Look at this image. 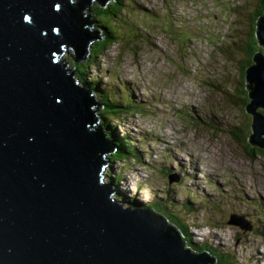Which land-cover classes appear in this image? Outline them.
<instances>
[{
    "label": "water",
    "instance_id": "water-1",
    "mask_svg": "<svg viewBox=\"0 0 264 264\" xmlns=\"http://www.w3.org/2000/svg\"><path fill=\"white\" fill-rule=\"evenodd\" d=\"M110 1L0 0V264L216 260L155 211L120 202L107 180L115 147L98 122L99 101L73 69L101 38L91 4ZM258 38L264 47V13ZM253 61L249 142L264 148V114L256 110L264 107L262 51ZM227 222L248 225L233 213Z\"/></svg>",
    "mask_w": 264,
    "mask_h": 264
},
{
    "label": "rangeland",
    "instance_id": "rangeland-1",
    "mask_svg": "<svg viewBox=\"0 0 264 264\" xmlns=\"http://www.w3.org/2000/svg\"><path fill=\"white\" fill-rule=\"evenodd\" d=\"M252 2L124 0L128 12L117 13V4L105 18L114 22L116 40L89 67L101 87L117 92V102L135 106L109 118L113 132L128 133L137 146L138 158L106 167L119 175L116 187L140 206L168 196L187 238L235 264H264V155L250 156L241 142L250 116L236 92L243 84L233 47ZM230 213L251 228L227 223Z\"/></svg>",
    "mask_w": 264,
    "mask_h": 264
},
{
    "label": "trees",
    "instance_id": "trees-1",
    "mask_svg": "<svg viewBox=\"0 0 264 264\" xmlns=\"http://www.w3.org/2000/svg\"><path fill=\"white\" fill-rule=\"evenodd\" d=\"M123 2L124 0H111L109 4H107L104 8L100 6H95L94 10H92L91 13L93 17H91L90 14L86 13L90 16V18L97 19L95 21L97 22L98 28L100 30L99 35L101 38L92 43V47L87 58L83 61L76 63L74 67L76 77L79 83L82 84L90 92L94 93L95 97L102 104V109L98 113V122L104 127L106 135L110 138L112 142H114V145L116 146L114 153H111L109 155V159L112 164L116 163L118 160L126 161V159L130 157L138 158L137 153L135 152L137 146L136 144L131 142L129 136L127 135L128 133L122 136H119L116 133L118 135L117 136L113 132V128L115 129V127L109 123V118L111 117V115H114L115 120H119V114L123 110H130V108H135V106L132 102L129 103L126 100V97H124V99L126 100V104L128 106H123L122 102H117V100H119L117 92H115L116 95H114L112 91L105 90V87H101L100 80L92 78L90 76L89 67L97 65V54L104 51V49H106L110 44H112L116 40L118 36L117 29H114V27L110 29L109 27L110 25H113L114 22L110 23L109 20H106L105 18L107 11H109V8H112L117 4L120 6L119 10L116 11L117 13L122 10L128 12L126 10L127 5L123 4ZM233 9H236V7H233ZM244 9L247 12V16L245 19H239L240 16L239 18L237 16H234V20L239 19L238 24L240 28H235L236 35L234 36L233 47L234 49L236 48L235 50L238 51L237 53H235L237 54V57H239L240 61L239 68L241 72V79L238 80H242L240 81V84H243L241 88L236 89V92H238V97L243 101V104L246 105L251 100L249 88L247 87L248 80L246 79V69L249 65L254 63L253 55L256 51L264 52V48L258 38V19L264 13V0H253V2L250 5L247 4ZM232 51L234 52V50ZM235 58L232 56V59L236 60ZM129 96H131L130 93H128V98ZM258 109L264 113V107H256V110ZM244 111L249 114L250 123L248 124V130L247 124L244 125L243 133H241V142L250 156L253 155V153L255 152L264 155V148H260L259 146L249 142V134L252 132L253 118L252 115L247 111L246 107ZM237 131L240 130L238 129ZM112 168L113 165H111L109 170L107 171V177L109 178V181H111L116 187V184L119 181V175L114 173ZM115 189L116 199L122 197L125 199H132L133 201H136V198H134V196L127 198L124 196L122 190L118 189V187H116ZM170 203L173 204V207H171ZM175 206H177V204H175L168 196L157 197L156 195L147 203L143 204V207L162 214L170 222H173L174 225L178 226L181 235H183V238L187 241L188 246H190L192 249L196 251L207 249L212 254L216 255L217 260L215 264H235L234 260L229 259V255L219 254V251L212 250L209 246H206L205 244L195 245L190 239H188V227L186 226V223L182 221L181 215L177 213V211L179 212V210H175ZM192 208V206L188 205L187 210H190Z\"/></svg>",
    "mask_w": 264,
    "mask_h": 264
},
{
    "label": "clouds",
    "instance_id": "clouds-1",
    "mask_svg": "<svg viewBox=\"0 0 264 264\" xmlns=\"http://www.w3.org/2000/svg\"><path fill=\"white\" fill-rule=\"evenodd\" d=\"M113 91V90H112ZM114 187H115V185H113ZM116 188V187H115ZM115 195H116V193H115ZM154 197V196H153ZM122 198V197H121ZM123 199V198H122ZM154 211V210H153ZM156 212V211H155ZM157 213V212H156ZM158 215H160L161 217H163L166 221H168L171 225L173 224V222H170L166 217H164L162 214H160V213H157ZM237 214V213H236ZM237 215H240V214H237ZM244 219H245V217H243ZM245 220H247V219H245ZM228 223V222H227ZM174 225V224H173ZM174 226H176V225H174ZM249 226H250V228H251V225L249 224ZM178 227V226H177ZM249 228V229H250ZM181 235V234H180ZM182 237H183V235H181ZM184 239V238H183ZM185 240V239H184ZM187 242V241H186ZM198 245H202V244H198ZM204 250H207V249H204ZM208 251V250H207ZM210 252V251H209ZM211 253V252H210ZM214 255V254H213ZM215 256V259L217 260V257H216V255H214ZM216 260H215V262H216ZM215 262L213 263V264H215Z\"/></svg>",
    "mask_w": 264,
    "mask_h": 264
},
{
    "label": "bare ground",
    "instance_id": "bare-ground-1",
    "mask_svg": "<svg viewBox=\"0 0 264 264\" xmlns=\"http://www.w3.org/2000/svg\"><path fill=\"white\" fill-rule=\"evenodd\" d=\"M262 197V196H261ZM147 203V202H146ZM144 204V203H143ZM143 204H142V206H143ZM137 205H139L138 203H137Z\"/></svg>",
    "mask_w": 264,
    "mask_h": 264
}]
</instances>
